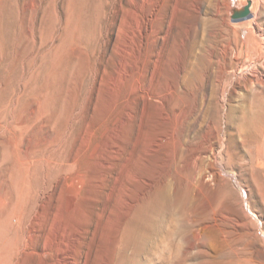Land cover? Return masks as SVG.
<instances>
[{
	"label": "rangeland",
	"instance_id": "rangeland-1",
	"mask_svg": "<svg viewBox=\"0 0 264 264\" xmlns=\"http://www.w3.org/2000/svg\"><path fill=\"white\" fill-rule=\"evenodd\" d=\"M225 2L175 6L173 53L186 55L196 26L221 53ZM134 4L0 0V264H264V139L247 130L251 85L220 101L223 176L202 179L194 117L182 118L175 136L187 130L189 151L176 156L168 104L139 90ZM254 57L242 51L244 64ZM159 70V91L176 86L173 62Z\"/></svg>",
	"mask_w": 264,
	"mask_h": 264
},
{
	"label": "bare ground",
	"instance_id": "bare-ground-1",
	"mask_svg": "<svg viewBox=\"0 0 264 264\" xmlns=\"http://www.w3.org/2000/svg\"><path fill=\"white\" fill-rule=\"evenodd\" d=\"M181 1L182 0H135V37L137 56L135 72L143 99L147 98L159 101L163 110H165L166 104L169 106L168 110L165 112L173 121L174 126L172 127V131H174L173 142L174 147L176 148V156L178 155V152L181 156L182 153L185 154L189 151L187 142H185L189 137V135H187V130H181L182 134L179 133L176 136L175 134H177L180 128L183 116L190 114L194 117L190 130L198 131V127L202 130V132L200 131L202 136L200 143L192 151V160L196 162L199 161L200 163V165L198 164V166L195 167L198 168V171L200 170L199 175L202 179L209 176L210 179L213 178L214 180H219L223 175L220 170L221 168H218L216 165V161L219 159L218 157H220L221 153L218 149L222 147L220 146L218 136L219 128L217 119L220 117L218 106L220 101H224L226 98L227 92H231L230 89L232 90V88L239 83L245 82L246 84L251 85L253 90V103L251 106L249 105L251 113V116L249 117H251V119L248 117L250 120L246 122L249 125L247 130L250 132L253 143L257 142L260 136H263L264 139V33H262L257 24L258 16L260 14L258 10L262 7L264 8V0H247L244 1V3H242L243 1L241 0V6L238 7L236 13L233 10H235L234 7H237V2H234V0H227L225 2L224 0L225 4H222L224 5L225 10L223 11V18L216 17V19H220L221 21L218 22L221 23V33L225 39L224 42H222L221 53H217V51L210 48H207L206 50L205 43L207 42L206 37L208 35L206 36L203 31L202 35L200 33L198 35L197 32H199V26H196L198 29L195 28L196 34L191 38V47L189 51L187 49L188 52L186 55L182 52L173 53L172 47H169L171 44H169L170 38L173 36L172 33L175 29L174 19L176 18L174 16L176 15L174 13L177 12L175 6L177 7L176 9L182 6ZM246 3L250 6V14L248 15L244 14L245 8L242 9L246 6ZM168 6H173L171 14L163 20V28L156 27V23L159 20H162V16L165 13L163 10ZM201 6L202 4L198 6V11L201 10ZM186 8H188L187 4ZM219 11L220 13L222 12L218 9V12ZM218 12L217 15L219 16ZM196 36H199L198 39L201 37V41L198 40ZM259 37L262 38L263 42ZM197 40V44L199 41L201 43V48H199V50H197V47L195 46ZM212 41L213 40H211V42ZM245 49L255 50V57L249 65L244 64L245 62L241 59L242 51ZM250 51H248V53ZM146 58H148V62ZM199 60H202L201 62L203 63V66L197 71V73L195 70ZM257 60L261 61L259 65L255 63ZM171 62L176 65L178 71L177 84L176 86H172L170 83H167V88L163 91H159L157 89L161 77L159 67L161 65L169 66ZM245 65L246 67H244ZM195 74L200 77H197L198 80H196V78H194L195 80L193 79L192 76L194 75L196 77ZM184 97L191 99V103L189 104L190 107H188L187 110L184 104H182L184 103ZM262 149L263 148L260 149V155H262L264 159V152H262ZM261 163L263 165V162ZM261 179L263 181V178Z\"/></svg>",
	"mask_w": 264,
	"mask_h": 264
},
{
	"label": "water",
	"instance_id": "water-1",
	"mask_svg": "<svg viewBox=\"0 0 264 264\" xmlns=\"http://www.w3.org/2000/svg\"><path fill=\"white\" fill-rule=\"evenodd\" d=\"M244 14H245V15L250 14V6H249V5H247V6L245 7V9H244Z\"/></svg>",
	"mask_w": 264,
	"mask_h": 264
}]
</instances>
